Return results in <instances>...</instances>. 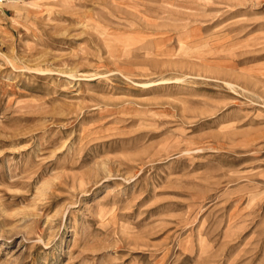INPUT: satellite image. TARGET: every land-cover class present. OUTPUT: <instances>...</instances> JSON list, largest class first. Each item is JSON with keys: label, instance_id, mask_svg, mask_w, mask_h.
Returning <instances> with one entry per match:
<instances>
[{"label": "rangeland", "instance_id": "obj_1", "mask_svg": "<svg viewBox=\"0 0 264 264\" xmlns=\"http://www.w3.org/2000/svg\"><path fill=\"white\" fill-rule=\"evenodd\" d=\"M0 3V264H264V0Z\"/></svg>", "mask_w": 264, "mask_h": 264}, {"label": "bare ground", "instance_id": "obj_2", "mask_svg": "<svg viewBox=\"0 0 264 264\" xmlns=\"http://www.w3.org/2000/svg\"><path fill=\"white\" fill-rule=\"evenodd\" d=\"M16 2V0L14 1V3ZM0 3H3V1L0 0Z\"/></svg>", "mask_w": 264, "mask_h": 264}, {"label": "built area", "instance_id": "obj_3", "mask_svg": "<svg viewBox=\"0 0 264 264\" xmlns=\"http://www.w3.org/2000/svg\"><path fill=\"white\" fill-rule=\"evenodd\" d=\"M1 1H3V2H4V1H8V0H1Z\"/></svg>", "mask_w": 264, "mask_h": 264}]
</instances>
